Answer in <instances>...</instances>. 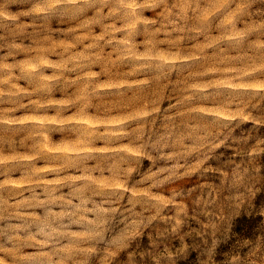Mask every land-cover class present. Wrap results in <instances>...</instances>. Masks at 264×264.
<instances>
[{"label": "clouds", "instance_id": "obj_1", "mask_svg": "<svg viewBox=\"0 0 264 264\" xmlns=\"http://www.w3.org/2000/svg\"><path fill=\"white\" fill-rule=\"evenodd\" d=\"M262 110L264 0H0V264H264Z\"/></svg>", "mask_w": 264, "mask_h": 264}, {"label": "rangeland", "instance_id": "obj_2", "mask_svg": "<svg viewBox=\"0 0 264 264\" xmlns=\"http://www.w3.org/2000/svg\"><path fill=\"white\" fill-rule=\"evenodd\" d=\"M149 15H152L151 13ZM170 91V90H169ZM131 99V98H129ZM99 105H101V110L103 111V105H110L113 104L114 101L110 100V99H105L103 101H98L97 102ZM255 115H264V110H262L261 112H257L254 113ZM250 127V126H249ZM261 136H264V132L261 133ZM234 147V146H233ZM231 154V153H229ZM185 184H189V183H195V181L192 182H183ZM255 208H256V213L260 216H264V192H262L259 196H257L256 200H255ZM254 221H252L249 225L248 228H246V231H244V229L242 230L240 227H236V230L239 232H250L252 229ZM147 242V241H146ZM189 243H191V241H189ZM177 246L179 245V241L176 242ZM125 259L124 255H121L119 260L117 261V264H121V261H123ZM195 254L193 253L192 257L190 258L189 264H195Z\"/></svg>", "mask_w": 264, "mask_h": 264}, {"label": "trees", "instance_id": "obj_3", "mask_svg": "<svg viewBox=\"0 0 264 264\" xmlns=\"http://www.w3.org/2000/svg\"><path fill=\"white\" fill-rule=\"evenodd\" d=\"M257 219H259V217H257ZM252 221L249 220L246 217H241L238 221H237V226L240 227L242 230L244 229V231H246V228H248V225L251 223Z\"/></svg>", "mask_w": 264, "mask_h": 264}]
</instances>
